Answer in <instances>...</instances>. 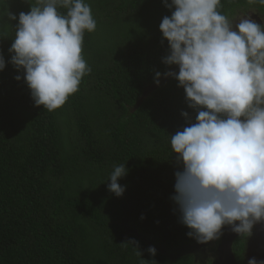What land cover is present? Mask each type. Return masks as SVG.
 I'll return each mask as SVG.
<instances>
[{"label": "trees", "instance_id": "trees-1", "mask_svg": "<svg viewBox=\"0 0 264 264\" xmlns=\"http://www.w3.org/2000/svg\"><path fill=\"white\" fill-rule=\"evenodd\" d=\"M84 2L97 22L82 45L91 72L50 112L8 63L19 13L37 0H0V264H194L191 255L153 256L146 242L169 252L197 243L172 200L181 166L171 148V135L187 126L182 112L193 122L196 113L173 78L144 96L156 72L162 79L176 67L162 62L168 44L159 30L171 13L162 0ZM250 8L264 13L249 0H221L217 11L230 19ZM119 165L127 175L118 197L108 183ZM245 239L232 244L237 264Z\"/></svg>", "mask_w": 264, "mask_h": 264}, {"label": "clouds", "instance_id": "clouds-1", "mask_svg": "<svg viewBox=\"0 0 264 264\" xmlns=\"http://www.w3.org/2000/svg\"><path fill=\"white\" fill-rule=\"evenodd\" d=\"M264 5V0H249ZM170 15L159 30L168 54L162 62L183 88L195 121L171 135L181 166L172 197L187 235L200 244L216 240L227 227L252 234L264 222V23L243 18L234 26L217 11L221 0H162ZM20 12L10 60L22 72L34 103L48 111L65 105L91 72L82 56L85 32L97 22L84 0H37ZM57 6L67 9L62 15ZM9 19L17 20L10 15ZM6 67L0 53V72ZM161 73L154 82L159 86ZM21 80V75L15 77ZM126 165L115 166L108 190L122 196L118 181ZM155 256L156 249L148 248ZM248 264H264L255 257Z\"/></svg>", "mask_w": 264, "mask_h": 264}, {"label": "rangeland", "instance_id": "rangeland-1", "mask_svg": "<svg viewBox=\"0 0 264 264\" xmlns=\"http://www.w3.org/2000/svg\"><path fill=\"white\" fill-rule=\"evenodd\" d=\"M252 18L257 20L258 23H264V13L259 12L257 9H241L237 11L233 17L229 19L233 26L243 18ZM172 71H178L175 67ZM171 77L162 78L159 80V86L157 84L147 88L144 96L152 93L158 88L162 87ZM133 233L132 231H129ZM246 236L245 239V260L244 264H248L250 258L255 257L257 261H264V222L258 223L254 226L252 234H243ZM239 235L232 232L230 227L222 229L221 235L218 239L208 242L206 244L196 243L192 247H181L176 251H166L156 246L147 240L149 247H154L156 252L161 253L168 258H177L183 255H191L194 260V264H237L232 255V244L233 241Z\"/></svg>", "mask_w": 264, "mask_h": 264}]
</instances>
